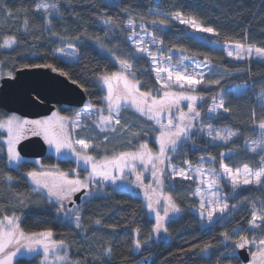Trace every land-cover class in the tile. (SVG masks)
Here are the masks:
<instances>
[{"label":"trees","instance_id":"trees-1","mask_svg":"<svg viewBox=\"0 0 264 264\" xmlns=\"http://www.w3.org/2000/svg\"><path fill=\"white\" fill-rule=\"evenodd\" d=\"M43 1L0 0V45L5 37L15 36L17 40L11 48L0 46L1 76L13 75L21 67L51 63L87 90L89 103L101 104L104 89L98 77L117 70L118 62L99 46L95 37H100L116 57L127 59L133 65L141 91L156 94L160 84L150 59L147 56L139 60L133 58L135 47L128 39L133 29L127 27L129 18H132L135 21L134 30L141 26L151 30L163 42L164 52L179 49L185 56L211 63L213 71L196 90L203 97L198 104L201 121L238 132L235 138L224 144H212L204 135L195 133L173 156V163L183 167L185 161L198 163L204 156L220 162L221 154L230 152L222 159L230 168H242L244 164L254 169L259 167L262 152H252L245 146V141L258 135L257 125L264 120V96L260 95L264 90V61L230 58L224 49L214 48L210 43H246L264 49V0H48L60 8L59 13H51L50 25L48 17L36 10L37 4ZM173 12H180L188 18L195 17L199 25L212 27L215 32H205V38L198 39L191 34L189 26L166 20L164 13ZM102 16L112 17L120 27L109 31V26L101 20ZM159 18L166 21L164 28L151 23ZM25 19L28 20L27 29ZM68 47L74 49L76 59L60 55L58 49L66 50ZM217 80L219 84L215 83ZM240 88H244V92L237 93ZM220 96L229 111L223 110L211 116L207 110L214 102L213 98ZM59 108L67 113L75 109L70 106ZM129 109L131 111L125 108L121 111L124 125H128L123 131L125 134L118 136L121 140L108 138L100 144L99 137H103L105 132L95 130L90 120L89 128L94 132L89 129L92 137L87 132L85 138L95 141L97 147L89 151L100 156L104 151L136 149L138 143L148 140V135L140 133V136H132L128 132L129 125L137 119L151 122ZM8 114L0 108V119ZM5 136V131L0 129V217L15 213L26 232L51 229L56 240L70 246L71 260L79 264H139L140 259L142 264H240L239 256L235 259L228 253L230 246L222 233L238 237L233 229L239 228L244 231L239 234L252 236L254 231L247 229L252 211L249 202L254 201L257 207L260 206V201H264V186H245L235 192L230 190L229 200L236 206L235 210L225 223L215 221L204 227L196 212L199 207V199L193 194L196 181L175 177L168 190L182 211L166 221L169 238L165 240L154 237V219L138 194L113 189L95 194L79 204L84 227L77 229L55 212L57 205L50 203L42 191L33 190L26 173L35 169L34 159L23 157L18 167L8 164L7 152L2 144ZM42 164L50 168L58 164L68 171L76 166L72 159L48 153ZM6 176L14 179L6 180ZM96 220L101 223L96 224ZM136 229H140L138 235ZM258 232L257 238H263L264 229ZM135 237L142 242L139 252L134 250ZM205 245L211 247L204 250ZM103 247H111L112 254L102 261L97 260ZM18 261L19 264H35L36 257H20Z\"/></svg>","mask_w":264,"mask_h":264},{"label":"snow or ice","instance_id":"snow-or-ice-1","mask_svg":"<svg viewBox=\"0 0 264 264\" xmlns=\"http://www.w3.org/2000/svg\"><path fill=\"white\" fill-rule=\"evenodd\" d=\"M71 2V0H69ZM118 6V5H117ZM36 10L45 14L47 23H52L51 13L53 11L59 13L60 8L58 4H37ZM127 11V10H125ZM10 15V14H9ZM172 19L179 21L181 24H186L201 32L214 33L215 29L212 27H201L195 17L184 19L183 14L180 12L171 16ZM103 24L109 26V31L114 28H119V23L112 17H101ZM152 24L166 25V21L153 20ZM135 21L129 18L128 28L133 31L129 34L128 39L135 44L134 59H143L145 56L151 58V64L154 65L155 78L160 83L157 93L153 94L151 91H141L140 81L136 79L134 67L127 59H120L116 57L115 52L107 48L100 37H95V40L101 48L111 53L113 57L119 62L120 70L111 74L104 73L98 77L100 85H106L107 95L103 97L105 106L103 108H95L94 112L91 110L93 105L81 112L75 113V119L69 117H53L45 118L42 120H22L15 115L9 117L6 121L0 122V128L6 129L7 134V159L9 162L19 163L22 160L21 153L16 149V144L22 137L25 126H31L33 135L43 134L47 143L54 146L57 153L63 150H70L79 158L86 166L91 167V171L85 179H80L77 175L76 178L70 179L68 173L61 172L58 169L53 171H29L26 176L31 179L36 186L33 190L39 192L41 189L47 190V196L50 203L57 205L55 212L73 224L77 229H83L81 207L75 205L73 196L81 190H88L90 183H96V178L99 177L104 181H111L115 183L118 180L126 179L125 170L129 169L131 172L136 171V162L139 161L148 169L151 166V174L157 183V188L152 189L151 185L144 186L142 183V175L137 174V181L141 182V186L145 187L146 194L151 192L152 195L148 196V209L155 212V225L153 231L159 234L161 231L167 233L165 221L170 218V214L180 213L182 209L175 202L171 194L165 195L164 181L166 178L182 177L184 179H192L190 173L196 176L203 177L208 175L210 179L205 182L203 179L197 188L194 195L200 196L199 201V214L208 223L211 224L216 219L218 223H225L227 216L235 210L236 206L231 207L227 203L229 195L222 193L220 186L221 177L216 174V169H201L195 168L188 164L187 170L176 169L172 167L165 176V161H170L171 156L169 152H177L178 149L185 145V142L190 140L195 132L202 131L207 128V135L212 139L229 141L232 137L237 136L238 132L232 130L219 131L214 130L211 125L200 126L196 123L197 118L201 113L196 110L197 100L203 99L197 95L186 94L187 92H195L196 85L204 82V72L202 68H207L209 72L213 71V67L209 64L194 63L192 71L189 72V65L185 63L186 60L191 61L192 57H181L176 63L172 62L171 56H157L150 51L144 37L134 30ZM25 29L28 27V20L24 21ZM142 30H143V26ZM127 31V29H124ZM106 33L105 35H107ZM79 40V37L76 38ZM17 43L15 36L4 38L3 47H12ZM152 45H157V52L162 53L159 45L162 41H158L155 36L150 39ZM59 52L64 53V49H58ZM255 52L257 57L264 56V49H255L251 45L245 47L238 45L235 53L228 51V56L235 55L236 59L243 60L251 58L252 53ZM245 53V55H241ZM67 55H74L75 53L68 52ZM48 67V65H44ZM41 67V65H36ZM66 75V74H65ZM199 77V78H197ZM211 81H209L210 83ZM219 84V80L215 81ZM174 87L180 88L181 91H173ZM261 96H264V90L261 91ZM189 101L188 112L181 109L182 101ZM213 105L207 111L216 113L218 109H223L225 112L229 111L225 107L222 98H213ZM124 108H133L142 116H147L150 120H154L156 124L160 125L158 129L159 135L157 137L159 143L158 152L154 153L147 143H138L135 151H125L113 155L110 158L105 156L99 161L92 155L87 154L86 150L90 147H97L91 144L86 139H74L73 132L80 130L84 132L87 125L82 123V119L87 117L92 120L96 128L101 131L106 129L115 132L116 126L120 125L121 129H126V125H121L120 114ZM173 109L178 113V121L174 119ZM107 112V115L104 113ZM255 115V112H253ZM167 118V123H163V119ZM257 127L261 130L260 136L251 141L252 152H264V121H260ZM215 131V135L213 134ZM133 136H140V133H133ZM147 135L146 133L144 134ZM107 140V136H105ZM245 143H248L246 140ZM224 155V154H221ZM201 159H204L201 157ZM214 159V158H213ZM187 163V162H186ZM223 175L227 176L233 192L237 189L247 185L264 186V156L260 157L259 167L252 168L248 164H244L241 168L232 169L222 161L220 163ZM6 180L14 179L12 176H6ZM207 184L205 190L201 187ZM206 192V194H205ZM20 195V194H18ZM85 196H90L88 191L84 192ZM161 199L165 201L162 208L157 207L161 203ZM65 201L72 204V207H67ZM23 204V200L20 201ZM251 206V219L248 221L251 229L260 230L264 229V201H260V206L257 207L256 202H249ZM162 211V215H161ZM100 224V220L95 221ZM86 230V229H85ZM243 229H233V233L238 236L235 243L232 244V253L235 256L236 252L240 249H247L250 251V259L248 264H264V238L257 240L255 236L249 238L248 236L239 234ZM137 235L140 229H136ZM264 234V233H262ZM53 232L47 229L40 232H26L20 224V217L13 213L12 215H3L0 217V264H19L18 256H23L26 253H38L42 250L44 264H48L49 257L51 256L54 264H79L77 261L71 260L69 256L70 246L65 244L64 241H55L52 239ZM224 240H232V236L228 232L222 233ZM135 247L140 248L142 242L139 239L134 241ZM211 246L205 245L204 250H208ZM255 248V251H251ZM62 253V254H61ZM112 254L111 247H103L102 255L97 257V260H103L104 257H110Z\"/></svg>","mask_w":264,"mask_h":264},{"label":"rangeland","instance_id":"rangeland-1","mask_svg":"<svg viewBox=\"0 0 264 264\" xmlns=\"http://www.w3.org/2000/svg\"><path fill=\"white\" fill-rule=\"evenodd\" d=\"M42 3L51 4L48 0H44ZM175 13H177V12H173V13H164V16H165L166 20H167V19H171V20H173V21H176V22L180 23L179 21H177V20L171 18V16L174 15ZM183 18H184V19H190V18L185 17V16H183ZM161 19H163V18H159L158 20H161ZM163 20H164V19H163ZM180 24H181V23H180ZM155 25H156V26H159V27H162V28H164V27L166 26V25H161V24H159V23H157V24H155ZM183 25H186V24H183ZM186 26H189V25H186ZM200 26H201V25H200ZM201 27H202V26H201ZM134 28H135V26H134ZM189 28H190L191 34L194 35L196 38H198V39H204V38H205V36H204V33H205V32L197 31L196 29L192 28L191 26H189ZM131 29H132V28H131ZM135 32H136V33H140V35L144 37V40H145L146 42H149V43L147 44V46L149 47L150 51H152V52H153L154 54H156L157 56H160L161 54H162L163 56H169V55H170L171 58H172V62H173V63H176V62L178 61V59L181 58V57H188V56H185V55L182 53V51L179 50V49H171V50H169L168 52H164V51H162V53H158V52H157V45H152V44L150 43V39H151V37H152V36H155L151 30L146 29V28H143V30H142V28H139V29L135 30ZM155 38H156V36H155ZM156 39H157V38H156ZM157 40H158V39H157ZM130 41H131V40H130ZM158 41H160V40H158ZM131 44L135 47V44H133L132 41H131ZM210 44H211V46H213L214 48H222V49H224V50L226 51V54L228 53V51H233V52L235 53V51L237 50V46H238V45H241V44H242V45H244L245 47L249 46V44H246V43H217V42H211ZM2 45H3V44H2ZM14 45H15V44H14ZM14 45H13V46H14ZM251 46H252L253 48H255V49H261V48L255 47V46H253V45H251ZM1 48H11V47H3V46H1ZM159 48L163 50V45L160 44V45H159ZM68 52L75 53V51H74V49H73L72 47H68V48L65 50V52H64V53H60V55H62V56H64V57H67V58H72V59H76V58H77L76 53H75L74 55H67L66 53H68ZM241 55H245V56H246L245 53H241ZM227 56H228V55H227ZM228 57L236 59L235 55H233V56H228ZM148 58H149L150 61H151V58H150V57H148ZM251 58H254V59H258V60H262V61H264V56L257 57L255 52L252 53ZM245 59H250V58H247V56H246ZM238 60H239V59H238ZM117 62H118V61H117ZM185 63L189 65V72L192 71V67L194 66V63L209 64V65L211 66V63H210V62H208V61H201V60H198V59L193 58V57H192V60H191V61L186 60ZM154 67H155V66L152 65L153 70H154ZM119 70H120V65H119V62H118V69L115 70V71H113L112 73L117 72V71H119ZM201 71L204 72V79H205L206 76L210 73V72L208 71L207 68H202ZM108 74H111V73H108ZM154 74H155V72H154ZM101 75H102V74H101ZM2 76H3V75H2ZM2 76L0 75V78H1ZM197 78H199V77H197ZM159 84H160V83H159ZM200 85H201V84L196 85V90H197V88H198ZM102 87H103V89H104V95H103V97H105V96L107 95V91H106L107 86H106V85H102ZM170 90H173V91H181L180 88H176V87H174L173 89H170ZM185 91H186V94L197 95V96H199V95L196 93V91H195V92H187L186 89H185ZM240 92H244V88H240V89L238 90L237 93H240ZM199 97H200V96H199ZM220 98L223 99V97L220 96V97L217 98V100L220 99ZM102 100H103V98H102ZM200 100H201V99H200ZM200 100H197L196 105H195L197 111H199V109H198V104H199ZM223 100H224V99H223ZM189 103H190V102L187 101V100L181 102V109H182V111H184V112H188V106H189ZM224 103H225V100H224ZM89 105H93V106H94V108L91 109V110L94 112L95 108H103V107L105 106V102H104V100H103V102H102L101 104H93V103H89V102L87 101V103H86V105H85L84 107H81V108H75V109L72 108V109L70 110V113L63 112L59 107H57V108H56L51 114H49V115H45V116L38 117V118H32V119H31V118L24 117V116H22V115H20V114H18V113H14V112H12V113H9L6 117L0 119V122L6 121L9 117H11V116H13V115H15V116H17V117H20L22 120H24V119H26V120H42V119H45V118L53 117V114H54V113L56 114L57 117H69V118L75 119V118H76V117H75V113H77V112H81L82 110H85L86 108H88ZM212 105H213V103H212ZM212 105H211V107H212ZM66 107H68V106H66ZM211 107H210V108H211ZM125 109H126V110H130L129 108H125ZM131 109L133 110L134 113L136 112L133 108H131ZM130 111H131V110H130ZM220 111H223V109H218L216 113H210V112H209V114H210L211 116H216ZM137 113H138V112L135 113L137 116H139V117H141V118H143V119H148V120H150L147 116H142L140 113H138V114H137ZM104 114L107 115V112H105ZM173 114H174V119L178 121V113L175 112V109H173ZM120 120H121V125H124V121H123V119L121 118V114H120ZM150 121H151V122H145V121L142 122V120L137 119L135 122H133L132 125H131V124L129 125L130 128H129V131H128V132H130L131 135H132L133 133H143V134L146 133V134L148 135V136H147V137H148V138H147L148 140H143L144 142L142 141L141 143H147L148 146H149V148H150L154 153H156V152H158V150H159V143H158L157 137H158V135H159L158 129L160 128V125L156 124V122H155L154 120H150ZM263 121H264V120H263ZM82 123H85V124L87 125L85 131H84V132H81L80 130H76V131L73 132V134H72V135H73V138H74V139H86V140H88L91 144L96 145V142H95V141H90V139L85 138V136H87V135H86L87 132H90V130H91V131L93 130V129L89 128L90 120H88L87 117H84V118L82 119ZM91 123L93 124V121H92V120H91ZM163 123H165V124L167 123V118H164V119H163ZM196 123H198V125H200L201 127L204 126V125H211L212 128H213L214 130L225 131V132H226V130L236 131V130H234V129H232V128H229V127H219V126H215V125H213V124H211V123H203V122L201 121V116L197 118ZM93 126H94V124H93ZM127 126H128V125H127ZM94 127H95V126H94ZM0 129L4 130L5 133H6V129H4V128H0ZM89 129H90V130H89ZM116 129H117V130H116L114 133H111V132H112L111 130L106 129V130H104V131H101L99 128H96V127H95V130H97L98 132H105L104 135H103V137H99L100 144L104 142V140H105V135L107 136V139L109 138V140H110L111 138H117L118 140H121L122 138H121V137L119 138L118 136H119V135L122 136L123 134H125V133L123 132L125 129L122 130L120 125H117V126H116ZM24 131L26 132V134L33 135L32 130H31V126H30V125H29V126H25V130H24ZM106 131H111V132H110V133H106ZM193 131H194L195 133H197V134H202V135H204V136L208 139V141H209L210 143H212V144H224V143H227V142L231 141L233 138L236 137V136L232 137V139L229 140V141H223V140H219V139L214 140V139H212L211 137H209V136L207 135V128H204L202 131H197L196 129H193ZM93 132H94V130H93ZM236 132H237V131H236ZM256 133L258 134L257 136H255V137H253V138H250V139H247L248 143H245V146L248 147L249 149L251 148V141L256 140V139L260 136L261 130H260L258 127H257V130H256ZM95 134H96L97 136L100 135L99 133H95ZM213 134L215 135V131H214ZM41 135L44 137L43 134H41ZM22 136H23V134H22ZM90 136L92 137V133H91V132H90ZM132 136H133V135H132ZM21 138H22V137H21ZM7 139H8V137H7V134H6V136L2 139V144H3V146H4L5 150H6V152H7ZM44 139H45V138H44ZM99 140H98V141H99ZM190 140H191V139H190ZM190 140H188V141H190ZM19 141H20V140H19ZM151 141H153V144L151 143ZM188 141H186V142H188ZM46 142H47V141H46ZM186 142H185V143H186ZM17 145H18V143L16 144V149L18 150V146H17ZM47 145H48V151H47L48 154H54V155L57 156L58 158L72 159V160L76 163L75 168H73L72 170L68 171V170H66V169L61 168L60 165H58V164H56L54 167H51V168H50V167H47V166H45V165H43V164L38 163L37 161H35V162H36V167H35V169H33V170H35V171H53V170H55V169H58V170L61 171V172H66V173H68V177H69V178H72V179L76 178L77 175H78V177H79L80 179H85V178L87 177L88 172L91 171V167H90V165H89V166H86V165H85L82 161H80L79 158L76 157L75 154L72 153L70 150L65 149V150H63L61 153H57V152L55 151V149H54V146H51V145H49L48 143H47ZM91 148H92V147H90L89 149L86 150L87 154L94 156L98 161H99L100 159H102L103 157H105V156H107V157L110 158L111 156L116 155V154H119L120 152H125V151H135V150H136V149H133L132 147H130V149L127 148V150H125V151H119V152H111V153H108V152L104 151V153H103L102 155L97 156L94 152L89 151ZM105 149H106V148H105ZM180 149H181V148H180ZM18 151H19V150H18ZM178 151H179V149L177 150V152H178ZM257 151H259V150H257ZM177 152H175V153H173V152H169L168 155L171 156V157L173 158V156H174ZM229 153H230V152L223 153L224 155H221V160H220V162H217L215 159H213V157H210V156H204V157H203L204 159H200V161H198V163H190V162H188V161H185L183 167H180V166L176 165L175 163H173L172 159H171L170 161L166 160V161H165V166H166V169H165V176H166V177L168 176V173H169V171L171 170L172 167H175V168L178 169V170H179V169L187 170V168H188V164H189V163L191 164V166L193 167V169H195V168H197V167H198V168H201V169H205V170H207V169H213V168H214V169H216V174L219 175V176L221 177V179H220V186H221V191H222V193H227V194H228V192H230V190H232V187H231L230 183L228 182V178H227V176L223 175L222 169L220 168V163H221V161L223 162V160H222L223 157L226 156V155L229 154ZM262 154H263V156H264V152H262ZM21 156H22V155H21ZM22 160H23V156H22ZM22 160H21L18 164L15 163V162H9V161H8V164H9L10 166L18 167L19 164L22 162ZM186 162H187V163H186ZM223 163H224V162H223ZM224 164H225V163H224ZM241 169H242V168H241ZM33 170H32V171H33ZM138 173L142 175V183H143L144 186L151 185V188H152V189H156V188H157V183H156L155 179L153 178V176H152V174H151V166L149 165V166H148V169L146 170V169H145V166L142 165L139 161H137V162H136V171H135V172H131L129 169H126V170H125V176H126V179H124V180H118V181H116L115 183H113V182H111V181H104V180H102L101 178L97 177V178H96V183H90V187H89V189L86 190V191L90 192L91 195H90V196H85V195L83 194L82 197H81V201H80V203L83 202V201H85V200H87V199H89L91 196H93V195H95V194H104V193H107L108 191H111V190H113V189H123V190L125 189V190H129V191H131V192H133V193H135V194H138V195L144 200V203H145V205H146L147 211H148L149 215L154 219V225H155V222H156V221H155V212L152 211V210H150V209H148V207H147L148 202H149V201H148V196H149V195H152V193L149 192V193L146 194V192H145V187H144V186H141V182H140V181H137V179H136V176H137ZM190 174L192 175V179H194V180L196 181L197 185L200 184V181H201L202 179H203L205 182H207V181L210 179V177H209L207 174L204 175L203 177L196 176V175L193 174V173H190ZM177 177H178V176H177ZM174 178H175V177H174ZM174 178H166V179H165V181H164V189H163L165 195L171 194V193L169 192V190H168V187H169L170 183L172 182V179H174ZM181 178H182V177H181ZM29 181H30V183H32L33 187L35 188L36 186L33 184V182L31 181L30 178H29ZM247 186H253V185H247ZM254 186H257V187H258V185H254ZM201 187H204L205 190H206V188H207V184L205 183V184L201 185ZM243 187H245V186H243ZM196 188H197V186H196ZM195 190H196V189H195ZM40 191H42V192L44 193V195H45V197L47 198V200H50V199H53V200H54V198H49V197L47 196V190H46V189H41ZM205 194H206V192H205ZM195 196H196V197L199 199V201H200V196H199V195H195ZM80 203H79V204H80ZM164 203H165V201H164L163 199H161V203H160V205H158L157 207H161V208H162V206H163ZM227 203L229 204L230 207L232 206V204L230 203V200H229V199L227 200ZM65 204H66L67 207H72V206L68 205V204L66 203V201H65ZM79 204H75V205L80 206ZM196 212L198 213V216H199V218H200L201 224H202L204 227H207V226L212 225V224L216 221V219H218V218H214L213 223L208 224V223H207V222H206V221L200 216V214H199V207L196 209ZM162 214H163V213H162V211H161V215H162ZM178 215H179V213H176V214H170V218L176 217V216H178ZM17 216H18V215H17ZM228 216H229V215H228ZM228 216H227V217H228ZM62 219H63L64 221H67V220L64 219L63 217H62ZM166 221H167V220H166ZM166 221H165V224H166ZM68 223H70V222H68ZM70 224H71V223H70ZM71 225L74 226L73 224H71ZM74 227H75V226H74ZM236 229H239V228H236ZM247 229H248V230H253V231H254V232L252 233V236L249 237L247 234L245 235V234H243V233H242V235L248 236L249 238L255 236V238H256L257 240H259V239L257 238V236L259 235L258 230L251 229L250 225H248ZM243 232H244V231H243ZM245 232H246V231H245ZM230 235L232 236V240H230L231 242H230V244L228 245V246H230V247L227 249V251H228V253H229L231 256H233V253H232V244L235 243V242L237 241L238 237H235V235H232L231 233H230ZM154 237L157 238L158 240H160V239H164V240H165V239H168V238H169V236H168V232L165 233V232H163V231H161L159 234H157V233L154 232ZM263 238H264V236H263ZM52 239L55 240V241H58V240H56L53 236H52ZM136 239H138V238L135 237V240H136ZM261 239H262V238H261ZM135 240H134V241H135ZM134 250H135V251H139L140 248H136V247H135V244H134ZM255 250H256L255 248H252V249H251V251H255ZM61 254H62V253H61ZM27 256H29V257H30V256H35V257H36V262H35V264H44V259H43V253H42V250H39L38 253H26V254L23 255V256H18V258H20V257H27ZM236 256H239L237 252H236L235 256H233V258L236 259ZM18 258H17V259H18ZM141 261H142V259H140V262H141ZM48 264H54V261H52L51 256L49 257V262H48ZM240 264H248V262H247V263H244V262L241 261Z\"/></svg>","mask_w":264,"mask_h":264},{"label":"water","instance_id":"water-1","mask_svg":"<svg viewBox=\"0 0 264 264\" xmlns=\"http://www.w3.org/2000/svg\"><path fill=\"white\" fill-rule=\"evenodd\" d=\"M40 65L41 67H21L13 75H3L0 78V108L32 119L49 115L61 105L76 108L86 105L89 95L84 87L54 64ZM17 146L25 158L44 157L48 151L47 142L41 134L25 137ZM85 191L75 195L77 202L81 201ZM226 244L229 245L230 241ZM237 253L242 262H249V250L240 249Z\"/></svg>","mask_w":264,"mask_h":264},{"label":"flooded vegetation","instance_id":"flooded-vegetation-1","mask_svg":"<svg viewBox=\"0 0 264 264\" xmlns=\"http://www.w3.org/2000/svg\"><path fill=\"white\" fill-rule=\"evenodd\" d=\"M61 106H65V105H61ZM58 107H60V106H58ZM28 136H30L29 134H26V132L24 131L23 132V136H22V138L20 139V140H22L23 138H25V137H28ZM19 143V142H18ZM46 156V155H45ZM44 156V157H45ZM44 157H39V158H30V159H34L35 161H37L38 163H41L42 164V159L44 158ZM70 179H72V178H70ZM82 191V190H81ZM77 193H75L74 194V196H73V201H74V203L75 204H79L80 202H77L76 200H75V195H76ZM84 194V193H83ZM82 194V195H83ZM82 197V196H81ZM66 203L68 204V205H70V206H72L68 201H66Z\"/></svg>","mask_w":264,"mask_h":264},{"label":"bare ground","instance_id":"bare-ground-1","mask_svg":"<svg viewBox=\"0 0 264 264\" xmlns=\"http://www.w3.org/2000/svg\"><path fill=\"white\" fill-rule=\"evenodd\" d=\"M134 245V244H133ZM140 249H141V247H140ZM140 251V250H139ZM139 251H137V252H139Z\"/></svg>","mask_w":264,"mask_h":264}]
</instances>
